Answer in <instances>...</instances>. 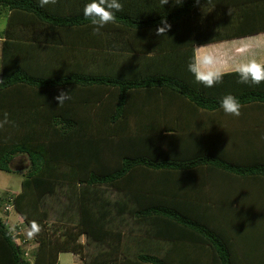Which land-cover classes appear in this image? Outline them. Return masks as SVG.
Here are the masks:
<instances>
[{
    "label": "trees",
    "instance_id": "1",
    "mask_svg": "<svg viewBox=\"0 0 264 264\" xmlns=\"http://www.w3.org/2000/svg\"><path fill=\"white\" fill-rule=\"evenodd\" d=\"M89 2L57 0L41 8L37 0H0L4 46L30 49L21 65L3 60L0 93L16 85L44 90L29 99L41 127L0 129V171L10 172L16 154L30 161L20 191L6 205L11 201L37 243L27 259L0 218V264H59L65 252L82 260L81 235L98 247L84 264H264L261 253H236L238 225L228 234L185 210V169L199 160L185 162L181 112L220 107L228 94L241 105L264 103V83H238L232 71L206 88L187 70L195 46L263 33L264 0H169L164 6L119 0L116 23L95 36L83 16ZM162 19L171 28L161 37L155 33ZM50 46L91 54L94 69L80 61L74 71L47 59L33 64V51L45 54ZM61 91L71 99L59 106L54 97ZM139 96L153 113H134ZM54 197L63 202L66 220L52 230L44 201ZM129 221L143 237L137 252L133 228L123 232Z\"/></svg>",
    "mask_w": 264,
    "mask_h": 264
},
{
    "label": "crops",
    "instance_id": "2",
    "mask_svg": "<svg viewBox=\"0 0 264 264\" xmlns=\"http://www.w3.org/2000/svg\"><path fill=\"white\" fill-rule=\"evenodd\" d=\"M4 30L0 35V78L3 60L7 64L21 65L30 54L25 43L13 42L5 47ZM200 46H204L202 51L220 57L225 73L234 71L237 63L251 59L264 64V32ZM99 56L106 57L104 52ZM43 59L49 60L54 67L69 71L75 70L77 61L86 70L94 69L91 54L60 46L48 48L45 54L38 50L31 54L33 64H39ZM33 71L43 74L48 70ZM43 92L40 88L16 85L0 93V120L6 111L9 120L15 122V126L9 124L0 129L41 127L40 121L34 120L30 112L29 99L38 98ZM134 99L137 101L133 110L136 115L153 113L152 107L142 103V97ZM241 106L239 117L226 115L221 107L208 110L185 106L181 111L185 113L182 121L185 123L182 134L185 162L199 160L198 164L185 169V210L212 229L214 226L227 228L228 234L232 233L231 226L238 225L236 253L242 255L245 250L248 257L260 253L264 256V103ZM32 110L34 114L40 112L39 108ZM9 168V173L19 176L20 188L23 176L30 169L28 156L14 155ZM6 202L0 206L5 217L10 215V211L4 210Z\"/></svg>",
    "mask_w": 264,
    "mask_h": 264
},
{
    "label": "clouds",
    "instance_id": "3",
    "mask_svg": "<svg viewBox=\"0 0 264 264\" xmlns=\"http://www.w3.org/2000/svg\"><path fill=\"white\" fill-rule=\"evenodd\" d=\"M182 0H173L174 4H180ZM198 2V0H197ZM39 7L44 8L48 5H55L57 0H37ZM169 0H160L161 6L167 5ZM123 11V5L119 0H91L83 8V16L90 21L92 34L102 35V30L109 24L116 23V13ZM171 25L166 19H162L156 29L157 36H164L170 30ZM204 46L195 47L193 56L187 65V70L192 74L197 84L206 88H212L222 83L225 72L221 67V59L216 54L208 51H202ZM234 71L239 76L238 83L249 85H260L264 83V64L256 59L237 63ZM54 99L62 106L71 99L69 91H61ZM220 107L224 113L229 116L239 117L241 115V104L239 100L228 94L220 101ZM15 122L9 120V113H3V120H0V128Z\"/></svg>",
    "mask_w": 264,
    "mask_h": 264
},
{
    "label": "rangeland",
    "instance_id": "4",
    "mask_svg": "<svg viewBox=\"0 0 264 264\" xmlns=\"http://www.w3.org/2000/svg\"><path fill=\"white\" fill-rule=\"evenodd\" d=\"M6 24V16L4 14L0 15V35L1 32L4 30ZM28 173V172H27ZM26 176V174L23 176V178ZM22 178V179H23ZM19 176H17L14 172L12 173H4L0 171V205H3V202L5 200L12 199L14 197V194L19 191ZM56 197L49 198L44 201L45 207H47L49 212V226H51V229L53 230L55 227L59 229V226L63 223V215L65 214V210L61 207H63V202ZM11 204V201L9 202ZM64 210V211H63ZM10 215L4 216L2 211L0 210V218L4 221L6 227L13 232L14 240L16 244L20 245L23 249L25 256H27V259H31L32 252L37 246V243L33 239V236L30 232V230L26 227V225L23 223L22 218L17 214V212L14 210L13 207H11ZM8 212V211H7ZM62 216L61 222H59V218ZM72 215H70L71 217ZM74 219L71 220L72 225L76 223L77 219L76 216H72ZM58 222V223H56ZM76 227V226H75ZM138 224L135 223V225L132 227V223L129 221V226L123 229V232L127 233L129 228H133V236H135L134 241V248L133 251L137 252L139 251V247L142 243V235L140 232V228H137ZM74 229V227H72ZM142 228V227H141ZM63 229V228H62ZM140 238L142 243L140 242ZM79 242L83 244V253H84V259L80 260L79 256L70 253H60L59 254V264H84L92 255H94L98 247L90 240H88L85 235H81L79 238ZM149 243H151L149 241Z\"/></svg>",
    "mask_w": 264,
    "mask_h": 264
},
{
    "label": "built area",
    "instance_id": "5",
    "mask_svg": "<svg viewBox=\"0 0 264 264\" xmlns=\"http://www.w3.org/2000/svg\"><path fill=\"white\" fill-rule=\"evenodd\" d=\"M11 207H12V205H10V204L5 205L4 210L9 211L11 209Z\"/></svg>",
    "mask_w": 264,
    "mask_h": 264
}]
</instances>
